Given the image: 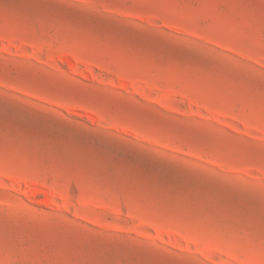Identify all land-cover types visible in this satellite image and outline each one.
<instances>
[{"label": "rangeland", "instance_id": "obj_1", "mask_svg": "<svg viewBox=\"0 0 264 264\" xmlns=\"http://www.w3.org/2000/svg\"><path fill=\"white\" fill-rule=\"evenodd\" d=\"M0 264H264V0H0Z\"/></svg>", "mask_w": 264, "mask_h": 264}]
</instances>
